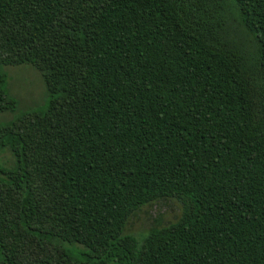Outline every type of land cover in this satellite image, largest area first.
Here are the masks:
<instances>
[{"label":"trees","instance_id":"trees-1","mask_svg":"<svg viewBox=\"0 0 264 264\" xmlns=\"http://www.w3.org/2000/svg\"><path fill=\"white\" fill-rule=\"evenodd\" d=\"M28 64L51 99L0 125V264H264V0H0Z\"/></svg>","mask_w":264,"mask_h":264},{"label":"rangeland","instance_id":"rangeland-1","mask_svg":"<svg viewBox=\"0 0 264 264\" xmlns=\"http://www.w3.org/2000/svg\"><path fill=\"white\" fill-rule=\"evenodd\" d=\"M0 70L7 75V89L18 103L14 112L0 115V125L10 123L26 112H45L47 110L51 98L39 70L29 64L1 66ZM12 162L10 153L6 152L0 156V167L9 168L13 164ZM180 214L181 207L177 202H161L136 216L129 225V232H144L156 225L157 222H162L164 225L173 223ZM74 248L79 253L85 251L80 245H75Z\"/></svg>","mask_w":264,"mask_h":264}]
</instances>
